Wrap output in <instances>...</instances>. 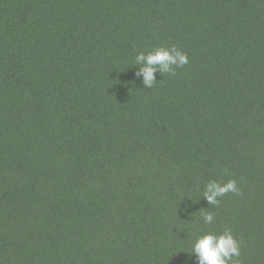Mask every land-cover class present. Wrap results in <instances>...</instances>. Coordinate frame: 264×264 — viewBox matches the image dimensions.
I'll list each match as a JSON object with an SVG mask.
<instances>
[{
    "label": "trees",
    "instance_id": "1",
    "mask_svg": "<svg viewBox=\"0 0 264 264\" xmlns=\"http://www.w3.org/2000/svg\"><path fill=\"white\" fill-rule=\"evenodd\" d=\"M0 264H264V0H0Z\"/></svg>",
    "mask_w": 264,
    "mask_h": 264
}]
</instances>
